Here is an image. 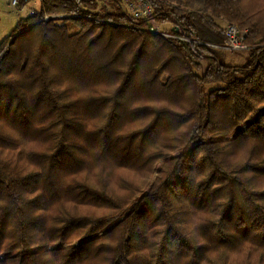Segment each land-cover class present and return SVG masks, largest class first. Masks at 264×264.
Here are the masks:
<instances>
[{
    "label": "trees",
    "instance_id": "obj_1",
    "mask_svg": "<svg viewBox=\"0 0 264 264\" xmlns=\"http://www.w3.org/2000/svg\"><path fill=\"white\" fill-rule=\"evenodd\" d=\"M103 1L0 44V264H264V0Z\"/></svg>",
    "mask_w": 264,
    "mask_h": 264
},
{
    "label": "built area",
    "instance_id": "obj_2",
    "mask_svg": "<svg viewBox=\"0 0 264 264\" xmlns=\"http://www.w3.org/2000/svg\"><path fill=\"white\" fill-rule=\"evenodd\" d=\"M44 0H12L11 6L15 9L23 10L33 3H42ZM118 4L119 9L126 15L132 17L135 21H142L149 18L154 12V6L151 0H113ZM34 8V7H33ZM31 8L30 13L33 14L35 9ZM77 15H48L46 14L43 20H48L51 18H61V17H73ZM90 19H95L94 17H89ZM99 20V19H98ZM102 20V19H100ZM107 23H112L110 21L102 20ZM115 24V23H114ZM162 24H154L151 26L140 27L134 26L136 29L146 30L148 32L161 35L166 38L188 40L185 37L176 35L172 32L165 31ZM225 42L223 45H213L214 47L228 50V51H240L248 49V45L245 44V39L247 36L246 30H241L238 26L234 24H229L225 28Z\"/></svg>",
    "mask_w": 264,
    "mask_h": 264
},
{
    "label": "rangeland",
    "instance_id": "obj_3",
    "mask_svg": "<svg viewBox=\"0 0 264 264\" xmlns=\"http://www.w3.org/2000/svg\"><path fill=\"white\" fill-rule=\"evenodd\" d=\"M11 1L12 0H0V44L3 43L10 35L13 34V31L17 27L18 21L21 18L26 17L27 15L31 14L30 13L31 8L34 7L33 9L37 10L41 6V3H33L32 5L28 6L27 8H25L23 10H19V9H15L11 6ZM102 3H103V5L104 4L109 5L110 0H105ZM48 15H50V14H48ZM218 22L222 25V27L225 30V28L227 27L226 22L225 21H219V20H218ZM161 26L165 31H168L171 28V25L169 23L162 24ZM241 30H246V29H241ZM246 54H247V52H234V53L226 52V55H227L226 56V62L231 63V64L242 63L245 59ZM0 155H1V152H0ZM2 156H4L6 159L12 160L14 162L13 157L15 158V156L12 157V155L8 151L3 152ZM16 164H18V163L16 162ZM18 165L20 166V164H18ZM122 175H123V173L120 172L119 170L114 171V173L111 176V180H112L114 186H117V184L120 182V177ZM116 188H118V187H116ZM117 193L124 194V191H122V192L119 191ZM252 260L254 261L255 259H252Z\"/></svg>",
    "mask_w": 264,
    "mask_h": 264
},
{
    "label": "water",
    "instance_id": "obj_4",
    "mask_svg": "<svg viewBox=\"0 0 264 264\" xmlns=\"http://www.w3.org/2000/svg\"><path fill=\"white\" fill-rule=\"evenodd\" d=\"M22 32V31H21ZM21 32L17 33L16 35H14V37H12V39L9 41L8 45L16 38V36H18ZM7 45V46H8Z\"/></svg>",
    "mask_w": 264,
    "mask_h": 264
}]
</instances>
